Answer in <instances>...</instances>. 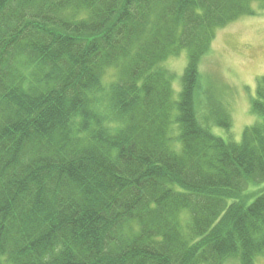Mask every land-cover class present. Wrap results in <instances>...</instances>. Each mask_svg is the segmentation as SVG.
<instances>
[{
    "label": "trees",
    "instance_id": "16d2710c",
    "mask_svg": "<svg viewBox=\"0 0 264 264\" xmlns=\"http://www.w3.org/2000/svg\"><path fill=\"white\" fill-rule=\"evenodd\" d=\"M258 11L0 0V264H256L264 77L237 140L214 132L231 130L223 107L200 111L198 67L219 28ZM184 50L178 93L165 62Z\"/></svg>",
    "mask_w": 264,
    "mask_h": 264
},
{
    "label": "rangeland",
    "instance_id": "374dc122",
    "mask_svg": "<svg viewBox=\"0 0 264 264\" xmlns=\"http://www.w3.org/2000/svg\"><path fill=\"white\" fill-rule=\"evenodd\" d=\"M187 63L186 50L165 62L174 78L172 86L178 93L182 89V75ZM198 70L201 75L200 111L202 107L206 113L215 107H223L230 114L231 130L215 126L214 132L240 139L245 127L257 119L251 111V102L258 79L264 77V11L241 16L219 28L211 48L200 60ZM115 75L116 70L110 69L105 82H110ZM247 187L246 192L255 196L264 190V181L251 182ZM226 264L240 263L231 259ZM256 264H264V256L258 257Z\"/></svg>",
    "mask_w": 264,
    "mask_h": 264
}]
</instances>
